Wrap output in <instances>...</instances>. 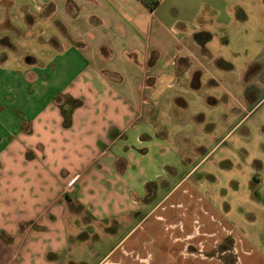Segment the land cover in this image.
I'll return each instance as SVG.
<instances>
[{"label":"crops","instance_id":"0c3cea01","mask_svg":"<svg viewBox=\"0 0 264 264\" xmlns=\"http://www.w3.org/2000/svg\"><path fill=\"white\" fill-rule=\"evenodd\" d=\"M249 1L162 0L149 11L141 0H32L37 17L26 12L20 28L0 0V264H85L105 246L103 264H264V219L236 232L196 184L170 179L179 167L158 147L236 120L230 103L224 121L215 115L202 57L237 40L250 13L264 32V3ZM33 42L53 52L39 58ZM148 168L162 172L142 176ZM153 177L172 182L158 203L145 191Z\"/></svg>","mask_w":264,"mask_h":264},{"label":"rangeland","instance_id":"374dc122","mask_svg":"<svg viewBox=\"0 0 264 264\" xmlns=\"http://www.w3.org/2000/svg\"><path fill=\"white\" fill-rule=\"evenodd\" d=\"M9 1L12 2V10L8 13L7 18L15 26L20 28L26 26L24 21L26 12L37 17L36 3H32V0ZM249 2L253 4L255 10V7L260 2L264 3V0H251ZM262 13L264 16V11ZM249 15L248 20L251 23V27L242 29L243 34L241 36L239 34L237 40L232 38L230 44L223 46V48L220 44L222 42H219V46L216 48H219L217 50L220 53L219 56L217 54L215 56L206 55V52L203 51L202 57V62L208 71L207 73L203 72V79L206 84L204 90L206 93L211 92V90L216 93L214 98L220 104L216 108L215 115H221L223 118L221 120L224 121V114L227 113L224 111V105L230 103L231 112L233 113L234 109L236 111V120L232 119L231 122L228 120L223 122L221 128L211 129L214 133L216 132L210 135H214L212 138L205 136L197 138V136L191 135L184 136V138L173 137L171 142L164 148L158 144L160 150H168V154L165 155H170L174 159L173 162L170 159V163L177 166L173 167H179L177 170H172L174 177L171 174L170 179H180L182 180L181 183H185V185L196 184L201 196L208 200L226 221L232 222L230 224L242 236L252 232L251 215L258 218L259 222L264 219V46L262 48L264 32H262V28L259 25L260 13L253 12ZM244 35L248 40L244 39ZM224 36L225 40L230 38L226 34ZM23 40L20 39V42L26 41ZM20 42L18 44H21ZM29 46V52L34 53L39 58H43L42 55H50V52H53V50H44V53L40 52L37 42H33ZM261 53L262 55H260ZM46 58L47 61L50 60L48 56ZM250 59L252 63L247 65L246 69V62ZM216 69L221 72L234 73L232 78L236 80L235 84L230 85L217 76ZM215 76L220 82L218 86L212 83ZM219 87L221 91L227 90L232 99L228 98L224 92L219 91ZM47 100L48 96H45L44 102ZM62 100L64 104L66 102L71 104V101L67 98ZM210 100L209 98L208 101L210 102ZM42 103V100H38V105L41 106ZM25 114L26 112H24ZM168 121L171 120L168 119ZM209 131L208 128H205L204 133ZM153 156L155 159L158 157L159 160H156L161 162L162 156H160V152L158 155L153 153ZM155 159L152 160L155 161ZM125 171L128 174L126 183L134 181V171L124 168L123 172L125 173ZM142 172V176L150 175L151 172H153L151 175L155 176L156 173L162 171L161 169L155 171L148 168L143 169ZM168 172L170 173V170ZM162 181L166 184L165 187L161 186L162 184L160 183ZM150 182L145 190L146 196L149 200L151 199V202L158 203L166 194L167 184L172 186V182L166 179L157 180L154 177ZM235 188L238 190H235ZM253 195L259 196L256 199L260 200V206L263 207L262 210L258 206H252L250 203ZM260 196L263 199H260ZM134 198L141 199L137 194H135ZM142 212L147 214L149 209ZM135 228L134 223L126 224L124 228L127 235L132 232L128 238L131 241L137 239L141 233L138 228ZM258 229L264 230L263 225L259 224ZM114 240L109 239V245ZM152 243H156V241ZM226 246L228 245L224 244L222 247ZM106 248L107 246L103 248V251L101 247H96L93 257L89 256L85 264H103L101 259L106 256ZM111 259H114V257ZM223 259L225 264L233 261L230 256H224ZM148 264H153V261Z\"/></svg>","mask_w":264,"mask_h":264},{"label":"trees","instance_id":"16d2710c","mask_svg":"<svg viewBox=\"0 0 264 264\" xmlns=\"http://www.w3.org/2000/svg\"><path fill=\"white\" fill-rule=\"evenodd\" d=\"M141 1L149 11H154L160 4V0H141ZM66 120L70 121V117L69 118L66 117ZM67 124L69 123L67 122Z\"/></svg>","mask_w":264,"mask_h":264},{"label":"built area","instance_id":"2783aa9c","mask_svg":"<svg viewBox=\"0 0 264 264\" xmlns=\"http://www.w3.org/2000/svg\"><path fill=\"white\" fill-rule=\"evenodd\" d=\"M162 0H160V2H161ZM173 33H175V34H177V31L176 30H173Z\"/></svg>","mask_w":264,"mask_h":264}]
</instances>
